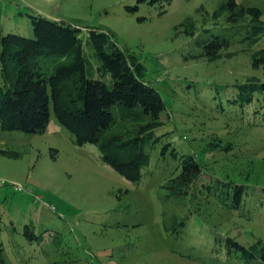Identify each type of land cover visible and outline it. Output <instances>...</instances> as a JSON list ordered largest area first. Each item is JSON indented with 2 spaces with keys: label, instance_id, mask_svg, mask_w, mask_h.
Here are the masks:
<instances>
[{
  "label": "rangeland",
  "instance_id": "374dc122",
  "mask_svg": "<svg viewBox=\"0 0 264 264\" xmlns=\"http://www.w3.org/2000/svg\"><path fill=\"white\" fill-rule=\"evenodd\" d=\"M236 1L258 6L264 19V0ZM223 2L173 0L162 13L159 5L136 0H0L5 32L34 36L33 12L81 25L85 41L89 26L114 32L145 64L146 79L166 101L159 132L171 130L174 147L196 154L204 179L215 174L243 183L251 199L231 211L213 200L168 196L165 184L178 161L162 158V144L142 180L131 181L103 161L97 145L78 144L52 107L43 132L0 125V242L8 264H240L227 259L219 237H237L246 245L264 240V123L254 108L230 101L236 81L249 76L264 81V67H254L250 56L264 48V35L251 51L236 42L238 54L208 62L186 60L194 39L182 26L175 29L187 17L201 35L223 28L229 10L217 24L212 20ZM137 4L138 10H128ZM86 51L92 52L89 45ZM113 109L111 131L129 130L132 120L120 118L118 105ZM26 224L38 235L56 230L59 243L49 232L42 242L29 240Z\"/></svg>",
  "mask_w": 264,
  "mask_h": 264
},
{
  "label": "trees",
  "instance_id": "16d2710c",
  "mask_svg": "<svg viewBox=\"0 0 264 264\" xmlns=\"http://www.w3.org/2000/svg\"><path fill=\"white\" fill-rule=\"evenodd\" d=\"M136 1L164 8L173 0ZM138 4L128 6V10H138ZM226 10L229 11L223 28L212 31L206 27L207 23L203 24L204 30H210L207 35L199 34L197 22L191 17L175 26L176 30L182 26V31L194 39L195 48L185 56L186 60L213 62L232 58L240 52L232 48L236 42L246 45L242 50L251 51L252 45L264 35L263 13L258 6L224 0L213 12V23L217 24ZM30 16L32 37L5 32L0 24V125L3 130L43 132L53 107L60 123L78 144L97 145L103 161L127 179L142 180L153 150L162 144V158L171 156L178 161V171L165 184L168 196L213 200L231 211L249 205L251 199L245 184L215 174L204 179L205 168L196 154L174 147L169 138L171 130L159 132L166 123L162 119L166 101L159 89L146 79L145 64L118 42L114 32L102 26H89L85 41L81 25L50 19L37 12ZM86 45L91 47V53H87ZM250 56L254 67H264V48L251 51ZM234 86L230 101L242 109L254 108L255 116L264 123V81L249 76L244 81H236ZM115 105L119 106L120 118L133 122L125 132L111 131L117 118ZM1 151L18 155L15 151ZM46 232L57 245L60 235L56 230L47 229L38 235L32 224H26L24 229L31 241H44ZM219 239L227 259H237L240 264H264L262 238H256L249 245L230 235ZM0 264H8L1 242Z\"/></svg>",
  "mask_w": 264,
  "mask_h": 264
}]
</instances>
